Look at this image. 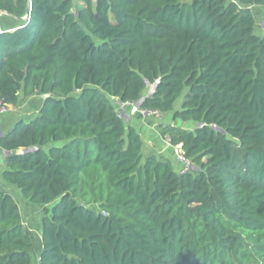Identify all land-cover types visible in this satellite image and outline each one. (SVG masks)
Listing matches in <instances>:
<instances>
[{"label":"trees","instance_id":"1","mask_svg":"<svg viewBox=\"0 0 264 264\" xmlns=\"http://www.w3.org/2000/svg\"><path fill=\"white\" fill-rule=\"evenodd\" d=\"M255 6L264 0H0L22 21L0 30V101L46 95L37 118L0 136L2 177L43 207L38 264H264ZM113 98L171 113L163 132L194 170L144 155ZM35 249L0 190V264H32Z\"/></svg>","mask_w":264,"mask_h":264},{"label":"crops","instance_id":"2","mask_svg":"<svg viewBox=\"0 0 264 264\" xmlns=\"http://www.w3.org/2000/svg\"><path fill=\"white\" fill-rule=\"evenodd\" d=\"M21 22L22 21L20 18L9 15L6 12L0 14V30H14L18 25L21 24ZM45 97L46 95L37 94L31 95L26 98L21 96L17 104L9 105L8 113L5 116L0 117V136L10 132L19 119L33 120L37 118ZM113 102L117 108V111L120 113L122 119L124 120L126 126H133L141 134L144 141L143 154H163L164 156L171 159L173 165L175 166L176 162L174 160L173 153L166 145V136L163 132V128L160 125H157L158 123L156 124V119L152 117H144L138 114H133L131 112L130 103L121 102L118 98H113ZM8 155L9 152L0 147V190L11 191L20 205L19 199H24L20 194V190H15V185L13 186V184L6 181L2 177L3 171L7 168ZM25 203L26 202H23L25 209L31 210L30 212H33V210H35V208ZM42 208V206L37 207L35 210L37 217H35L34 223L37 225L39 224V222L41 223L40 212ZM24 221L29 227L28 218H24ZM29 229L33 232L34 228L32 229V227H29ZM40 241L41 243L38 248L39 256L42 249V238Z\"/></svg>","mask_w":264,"mask_h":264},{"label":"rangeland","instance_id":"3","mask_svg":"<svg viewBox=\"0 0 264 264\" xmlns=\"http://www.w3.org/2000/svg\"><path fill=\"white\" fill-rule=\"evenodd\" d=\"M77 2V0H75ZM254 10V13H255V16H256V20H257V33H262L264 31V8L263 7H260V6H255L253 8ZM154 85V84H153ZM153 85H149V88L145 91L146 93L147 92H150L151 91V86ZM183 98H184V95H182L175 103V109H180L181 108V105H182V102H183ZM172 122V114L171 113H167V114H163L161 118L159 119H156V124L157 125H160L162 128H163V125L166 124V123H170ZM176 124L178 125H182L183 127L187 128V129H195V127L197 126V123L193 122V121H183L181 119L175 121ZM14 186V185H13ZM14 189L15 190H18L16 186H14ZM19 199V198H18ZM19 202H20V207H21V212H22V215L25 219L28 218V224H29V227H32L33 229V233H34V236H35V239H36V249L35 251L33 252V260H32V264H38L39 263V260H38V257H39V245L41 243V223L39 222V224H35L34 223V219L36 216V208L37 207H41L42 205L40 204H36V203H32V202H29V201H25V199H19ZM23 202H26L25 204H28L29 206L35 208V210H33V212H30L31 210H28V209H25L24 205H23ZM32 231V230H31ZM39 233V234H38Z\"/></svg>","mask_w":264,"mask_h":264},{"label":"built area","instance_id":"4","mask_svg":"<svg viewBox=\"0 0 264 264\" xmlns=\"http://www.w3.org/2000/svg\"><path fill=\"white\" fill-rule=\"evenodd\" d=\"M131 112L133 114H138L144 117H152L155 119H159L162 117L163 113L159 110L143 108L138 102H131ZM9 111V105L0 101V117L5 116ZM166 145L173 153L174 160L176 162L175 169L180 174H187L194 170L193 161L186 155L181 144L174 145L171 141L166 137L165 139Z\"/></svg>","mask_w":264,"mask_h":264},{"label":"water","instance_id":"5","mask_svg":"<svg viewBox=\"0 0 264 264\" xmlns=\"http://www.w3.org/2000/svg\"><path fill=\"white\" fill-rule=\"evenodd\" d=\"M30 8H31V6L29 7V10H30ZM28 10V11H29ZM1 13H5L4 11H0V14ZM149 85V84H148ZM152 88H151V91L149 92V95H151L152 93H153V91H154V89H155V87H156V84H154L153 86H151ZM219 130H221V131H223L222 129H219ZM224 132V131H223Z\"/></svg>","mask_w":264,"mask_h":264}]
</instances>
